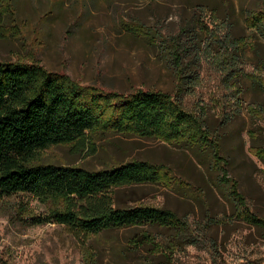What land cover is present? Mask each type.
Wrapping results in <instances>:
<instances>
[{
    "label": "rangeland",
    "instance_id": "1",
    "mask_svg": "<svg viewBox=\"0 0 264 264\" xmlns=\"http://www.w3.org/2000/svg\"><path fill=\"white\" fill-rule=\"evenodd\" d=\"M263 10L264 0H0V63L36 65L82 95L171 93L174 53L184 63L196 61L198 82L184 90V110L203 118L229 161V177L264 220V92L251 79L264 62V40L248 23L263 18ZM86 137L87 149L51 147L30 165L91 171L137 160L166 165L173 176L165 184L123 188L116 203L166 208L193 228L213 221L206 233L217 252L211 255L204 243L181 248L171 264H264V232L232 213L212 148ZM49 206L27 194L0 195V264H115L117 249L132 236L119 231L87 241L52 222L32 225L31 217H43Z\"/></svg>",
    "mask_w": 264,
    "mask_h": 264
},
{
    "label": "trees",
    "instance_id": "2",
    "mask_svg": "<svg viewBox=\"0 0 264 264\" xmlns=\"http://www.w3.org/2000/svg\"><path fill=\"white\" fill-rule=\"evenodd\" d=\"M253 20L248 21L249 25L264 40V17ZM183 60L178 52L172 56L171 70L177 85L171 93L138 90L85 94L82 90V95L76 87L65 84L63 78L36 65L0 63V195L27 194L50 204L43 217H31V224L52 222L87 241L133 231L126 245L117 249L115 264H171L170 255L175 251L197 248L201 243L214 255L216 239L206 233L212 220L204 229L193 228L186 218L166 208L116 203L123 188L165 184L173 176L166 165L137 160L98 171L30 165L38 152L51 147L87 149L86 135L93 133L155 139L172 146L203 143L212 148L221 174L219 184L226 187L232 213L264 232V220L249 208L238 182L229 177V161L220 156L219 141L205 130L203 118L196 120L184 110V90L195 88L198 72L192 67L197 66L196 61ZM256 66L258 76L251 79L264 92V62L259 61ZM143 227L146 231L136 232Z\"/></svg>",
    "mask_w": 264,
    "mask_h": 264
}]
</instances>
